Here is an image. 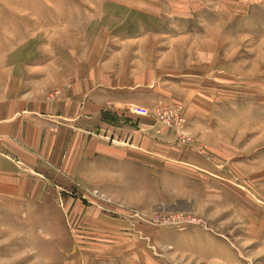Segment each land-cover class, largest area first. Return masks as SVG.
<instances>
[{"label":"rangeland","instance_id":"rangeland-1","mask_svg":"<svg viewBox=\"0 0 264 264\" xmlns=\"http://www.w3.org/2000/svg\"><path fill=\"white\" fill-rule=\"evenodd\" d=\"M7 64L43 94L141 70L175 102L129 111L196 144L209 174L167 206L97 189L0 199V264H264V0H0ZM179 73L193 75L184 90L169 83ZM189 88L207 123L194 137Z\"/></svg>","mask_w":264,"mask_h":264},{"label":"crops","instance_id":"crops-1","mask_svg":"<svg viewBox=\"0 0 264 264\" xmlns=\"http://www.w3.org/2000/svg\"><path fill=\"white\" fill-rule=\"evenodd\" d=\"M141 74L131 71L135 79ZM167 76L171 86L184 90L183 78L193 75ZM135 79L130 85L116 80L71 84L43 94L26 86L14 68L1 65L0 199L31 203L52 190L97 189L130 206L148 208L173 205L175 191L190 194L206 187L209 172L196 144L154 117L129 111H154L173 101L155 81ZM193 90L178 101L185 108L184 133L190 137L207 124L201 116L189 115L197 104L189 96Z\"/></svg>","mask_w":264,"mask_h":264},{"label":"built area","instance_id":"built-area-1","mask_svg":"<svg viewBox=\"0 0 264 264\" xmlns=\"http://www.w3.org/2000/svg\"><path fill=\"white\" fill-rule=\"evenodd\" d=\"M95 195H96V193H95Z\"/></svg>","mask_w":264,"mask_h":264}]
</instances>
